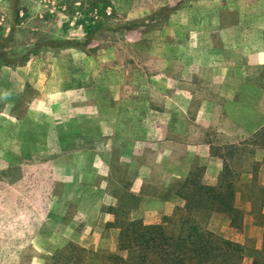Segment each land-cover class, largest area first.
Returning <instances> with one entry per match:
<instances>
[{"label": "rangeland", "instance_id": "1", "mask_svg": "<svg viewBox=\"0 0 264 264\" xmlns=\"http://www.w3.org/2000/svg\"><path fill=\"white\" fill-rule=\"evenodd\" d=\"M262 124L264 0H0V264L127 257L128 220L160 223L202 182L204 141L258 227L198 222L251 264L264 191L245 172Z\"/></svg>", "mask_w": 264, "mask_h": 264}, {"label": "trees", "instance_id": "2", "mask_svg": "<svg viewBox=\"0 0 264 264\" xmlns=\"http://www.w3.org/2000/svg\"><path fill=\"white\" fill-rule=\"evenodd\" d=\"M252 146L264 149V124L251 136ZM238 151L237 146L229 148ZM242 150V149H240ZM227 162H224L217 185H205L195 180L185 182L183 207H177L172 215L163 217L160 223L145 225L142 221H130L119 232L118 251L127 257L114 255L109 264H242V246L200 226L197 214L221 213L231 224L243 222L244 213L234 206L235 185ZM264 191V188L259 187ZM259 201L256 216L263 229L262 247L251 264H264V214ZM116 217V213H112ZM102 253V252H101ZM93 256H101L100 254ZM103 254V253H102Z\"/></svg>", "mask_w": 264, "mask_h": 264}, {"label": "crops", "instance_id": "3", "mask_svg": "<svg viewBox=\"0 0 264 264\" xmlns=\"http://www.w3.org/2000/svg\"><path fill=\"white\" fill-rule=\"evenodd\" d=\"M260 126H257L256 128H254L252 131H250L249 135H253V133L259 128ZM197 151H201L202 152V157L205 161V174L202 177V183L205 185H214L217 180L219 175L221 174V172L223 171L224 168V162L226 161L228 163V158L226 155L221 156V158H213L211 152L213 151L212 149V144L208 143V142H203L198 146V150ZM257 152H261L260 157H255L254 161L257 162V164H254L256 166L255 169H253L250 165V167L246 170L245 175L248 176L249 182H251L252 179H254L255 183L259 186L264 188V150L262 151H258ZM192 158H199L196 155H193ZM230 171L234 172V168L230 167ZM211 179V180H209ZM141 198V197H140ZM171 199H173V201L170 202H164L161 205L162 210L160 211L161 216H170L173 214V212L175 211V209L177 207H179V198L177 197H172ZM143 199L141 198V201ZM256 200V198L251 197L249 198V201L254 202ZM262 201V206H261V210L264 213V197L261 199ZM166 209V211H163V209ZM158 214V212H156ZM249 213H245L244 217H243V224L242 227L245 226L246 224V218L250 217L252 218L253 222L251 221L250 224H254L255 227H258L257 224L255 223V219L253 218V215H250Z\"/></svg>", "mask_w": 264, "mask_h": 264}]
</instances>
